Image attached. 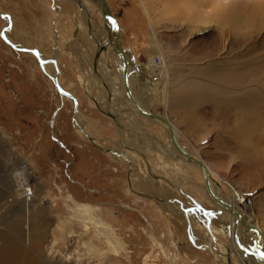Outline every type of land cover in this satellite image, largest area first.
<instances>
[{
  "label": "rangeland",
  "instance_id": "374dc122",
  "mask_svg": "<svg viewBox=\"0 0 264 264\" xmlns=\"http://www.w3.org/2000/svg\"><path fill=\"white\" fill-rule=\"evenodd\" d=\"M108 1L122 26V46L131 48L141 65H150L152 52L156 61L160 51L150 41L152 25L141 0ZM214 1L230 7L219 10ZM245 3L151 0L159 42L173 69L181 74L170 107L158 101L159 86L154 85L151 109L174 119L183 145L192 151L195 148L225 179L242 191L262 195L264 87L258 90V96L244 94L241 102L249 104V112L241 113L234 95L244 86L231 85L226 76L229 73L221 65L230 62L241 70L249 63L261 61L264 65V7L249 8ZM76 9L68 0H0V247L10 238L37 264H221L213 248L219 249V242L230 247L231 238L224 233L227 228L221 225V233L213 234L212 243H208V235L203 239L197 232L198 221L207 228L201 174L192 166L183 172L181 168L185 167L173 162L164 167V154L155 153V137L170 144L167 130L143 120L125 135L82 88V62L92 60L93 53L91 47L87 48L91 43L87 27L79 28ZM96 9L89 7L104 29L103 17ZM217 12L218 20L213 17ZM227 13L228 19L224 17ZM250 13L257 17V26L248 29L232 25L235 16L246 18ZM232 15L233 20L229 18ZM5 30L12 44L2 35ZM225 39L230 46L227 61L219 55ZM69 45L79 57L68 53ZM39 49L48 57L56 56L59 82L43 71L41 60L32 52ZM109 53L106 55L112 68H108V74L116 88L112 101L119 102L116 98L123 92L116 83L117 67ZM101 69L105 70L102 64ZM101 74L106 77L104 71ZM248 79L247 84L255 86L254 72ZM186 80L194 83L193 89L177 92ZM63 91L77 97L80 104L71 95L66 98ZM76 103L94 138L105 141L108 147L119 148L126 143L142 150L144 156L137 153L133 159L144 167L145 175L140 169L134 175L127 161L113 160L111 154L77 132ZM256 106L258 109L253 110ZM249 116L251 122L247 123ZM146 162L156 175L167 174L174 186L165 184L161 177L150 176ZM21 169L31 171L27 182L35 193L30 202L17 194L15 174ZM191 179L198 183L196 188ZM146 183L164 187L166 194L145 190ZM225 187L228 193L229 187ZM81 203L94 206L97 218L109 224L100 232L110 234L112 230L116 239H110L123 245L119 255L110 250L108 239L94 224L80 214L77 204ZM27 204L30 214L25 212ZM260 214L264 225V207ZM26 232L30 240H26Z\"/></svg>",
  "mask_w": 264,
  "mask_h": 264
},
{
  "label": "bare ground",
  "instance_id": "6f19581e",
  "mask_svg": "<svg viewBox=\"0 0 264 264\" xmlns=\"http://www.w3.org/2000/svg\"><path fill=\"white\" fill-rule=\"evenodd\" d=\"M68 1L76 5V8H77L76 14H77L78 21L80 22L79 28L86 26L88 29L87 32H89L88 36H90V39H91L90 40L91 43L89 42V47L87 48L90 49L91 47L93 57H92V60H89V61L83 60L82 62L83 75H81V80H80L86 94L90 97V99L92 100V102L95 104L96 107H98L105 115L109 116L110 119L115 124L119 125L121 132L125 133V135H127L128 129L135 130L136 127L138 128L140 125H142L143 120H148L152 124H159L165 130H167L168 135H169L170 144L166 145L161 142L162 139L160 140L155 137L158 143H155L153 145V148L156 151L155 152L156 155L164 154L163 157L165 158L162 159L163 161L161 160L163 162L162 165L164 167H168L170 163L173 162L174 164H178L179 166L180 165L184 166L185 170H183V167L181 168L180 166L183 172L184 171L187 172L186 168H188L189 166H192L201 174L202 176L201 178H203L205 182L202 190L204 191L206 195V197L204 198L206 206L204 207L203 212L205 214V217L207 218L205 219V221L207 220L206 221L207 228L204 227L205 225L204 226L201 225V223H199L200 221L196 220L198 221L197 226L199 227L197 232L200 233V236L203 239H206L205 237L208 235L209 237L207 238L208 239L207 241L208 243L209 242L212 243L214 235H215L214 233L216 232L221 233L220 231L222 230L221 229V225H222L227 228L226 231H224V233L225 234L227 233V235H229L231 238L230 247H229V244H228V247H225L224 246L225 244L223 242L222 243L224 245L219 242L218 244L219 249L216 247L213 248L214 256L216 257V259L221 257V260L219 261L221 264H264V225L262 223L263 221L261 222V219H260L261 217L260 211H261V208L264 207L263 205L264 204V193L262 195H258L256 194L257 192L252 193L249 191L246 192V191H242L238 189L233 181L225 179L221 173L215 171V168L212 165H210L208 161H206L200 154L196 153L194 151L195 148L192 151L186 145H183L182 141L180 140L181 138L179 135L178 126L176 122L174 121V119L168 116H164L162 114L156 113L151 109V104L153 101L151 94H152V90H155L154 85L159 86L158 101L163 103L165 106L170 107L171 96L174 93L173 92L174 87L176 86V84H178L179 76L181 75L180 71L174 70L172 65L169 63L168 61L169 56L166 54V52L164 51V48L159 42L157 23L151 14V9H152L151 4H150L151 0H141V3L152 25L153 38L150 41L152 42L154 47L157 48L158 51H160L159 58L161 62L160 64L155 63L154 59L152 58V53H153L152 52V53H149L151 54L149 55V61L151 62L150 65H145V66L141 65L135 60V55L132 49L127 47L129 49V52L127 53L128 74H129L128 75V86L130 89V94L132 95L136 104L129 98V96L126 93L125 84H124L123 76H122L123 67H124L123 55L116 48V33L118 30V23L120 24L119 20L115 21V20L109 19L108 22L105 24L106 27L104 29H101L99 23L95 21L96 20L95 17L89 11V7L92 6L94 9L97 8L96 9L97 13H99L103 17L102 0H68ZM213 4L218 6L217 9L219 10H223L224 7L225 9H227V6L230 7L229 5L224 4L223 2L220 3V2L214 1ZM109 6H110V3H109ZM244 6L245 7L250 6L249 8H259L262 6L264 7V0H246V3ZM110 9L112 11L111 6H110ZM234 9L236 11V8ZM112 13L114 14L113 11ZM254 14H256V12H254ZM254 14L250 13L249 14L250 16L247 15L249 17H246V18L235 16L233 18L235 19V21L232 19L233 15L229 16V18L233 20V24H232L233 26H236V27L237 25L245 26L246 28L248 27V29H250L249 28L250 26L255 27L257 26V23H258V19ZM216 15L213 17H215L218 20L220 17V12H217ZM227 16H228V13L225 14L224 17L227 18ZM231 19L229 20L231 21ZM8 20L10 21V19ZM229 20H227L226 22H229ZM237 22H240V23H237ZM120 27H121V30H120V37H121L122 26L120 25ZM241 28H244V27H241ZM6 34H7V30H5V34H2L7 39ZM191 34H194V32H191ZM247 35L249 36L250 34H247ZM7 41L10 44H12V41L10 39H7ZM224 41L225 43L223 47H221L223 51L219 54L221 58H223L222 56L225 57L230 51V46L228 43L229 40L225 39ZM67 51L72 56L79 57L78 53H76V51L73 49L72 46H70ZM32 52L37 57H39V59L41 60L43 71H45L52 78H54L55 80L59 82L60 72L56 64V56L48 57L40 49L34 50ZM109 52H111L113 56V60L116 64V67L120 70L117 73L116 68L114 69L115 78L117 77L116 83L118 82L120 84L119 88L123 92V96L116 98V100L117 101L119 100V102L112 101V92L114 89L116 90V88L113 85L109 77V74H108V68L110 67L112 68V62L110 58H108L106 55V53L110 54ZM105 58L107 59L106 61H105ZM118 59L121 60V63L118 61ZM225 59H226L225 61H227V57H225ZM100 64L104 66L105 70L101 69ZM221 65H224L223 66L224 69L226 67V71L227 73H229L226 76L228 77V81H230L231 85L244 86V88L240 92L235 93L234 96L238 97L237 106L239 108V111L241 113H248L249 104L247 105L245 103H242L241 101L244 99V96H245L244 94L249 95V94L255 93V95L258 96V93H259L258 90L262 91L264 87V65H261V61L260 63H257V64L249 63L248 64L249 66L247 67L246 65L245 66L246 68L244 67L242 68V70L240 69V67L230 62H225ZM153 66H156V67L154 68ZM103 71L106 73L105 78H103L101 74ZM253 72H254V79H255L253 81H256L255 86H253L252 84L250 85L247 84L250 81L248 78H250ZM58 82L56 83L57 86L59 85ZM102 84L104 85L105 92L101 89ZM194 86H195L194 83H189L186 80V84L183 85L182 88H180L177 92H180L182 90L185 92L191 91V89H193ZM60 88L63 89L61 86ZM63 93L65 94L66 98L67 97L69 98L71 95L65 91H63ZM71 98L72 100H76V98L73 97L72 95H71ZM256 108L258 109V107L256 106L255 108H253V110H255ZM139 109H142L145 112L153 113L156 115H161L165 118L166 122H163L156 118H151L143 114ZM246 120H247L246 121L247 123H250L251 116H249V118H246ZM74 123H75V128L77 132H79V134H81L86 139L92 140V142L97 144L101 149L105 150L108 154H111L114 160L116 159L117 161L118 160L127 161L126 162L127 165L132 167L133 172H135L134 175H136L137 169H140L141 172L145 171L144 167L142 165L135 164L134 159H133L137 153L139 156L140 155L144 156V153L141 152L142 150H140L139 148H136V149L130 148V146L126 143H121L119 148H112V147H108L105 141L94 138L91 129H89L88 125L83 120L82 116L80 115L78 105H75ZM168 125H170L173 130L174 139L176 143L187 154L201 161L203 163V167L189 160L182 152H180L176 148V146L173 144L172 140L170 139ZM119 153H123V156L119 157L118 155ZM144 160L146 161L147 158L144 157ZM146 163H147L146 168L148 167L147 170L149 171V173H151L150 176L152 177L155 176L158 178L161 177L163 179L162 181H164L165 184L167 183L169 185L174 186L173 181L170 179V177H168L167 174L164 176L156 175V172L152 169L151 165H149V162H146ZM137 166L139 168H136ZM20 168H23V166H21ZM206 170L210 173L209 184H210L211 192L214 196H212V194L208 191L207 186H206V180H205ZM29 172L31 171L21 169L19 172L15 174L17 178V182H18L17 183V186H18L17 194L24 196L25 202H30L32 198L34 197V193H35V190L33 189L31 185H29V183H27L26 186L24 185V187H22L23 182H27L29 179L28 177ZM145 174L146 173L144 172V175ZM189 182L193 184V187L197 186L198 184L192 179ZM149 184L148 183L145 184L146 186L145 190H150L152 192H157V193L161 192L162 194H166L165 193L166 189L164 187H161L160 185L158 186V184H155L153 187V185L150 186ZM225 186L229 187L228 193L226 192ZM132 190H134L133 186H132ZM28 192H30L31 194ZM216 198L222 201L223 204L220 203ZM27 206L28 208H25V212L27 214H30L32 210L31 208H29V204H27L26 207ZM228 207H230L231 209H229ZM77 208L80 214L84 217V219L91 222V225L94 224V227L97 229V231L100 232L101 230L100 228L102 227H106V228L109 227V224L108 223L106 224V222L102 221L99 216H98L99 218H97V212H96L97 209L94 206L88 203L87 204L81 203V204H77ZM207 214H209V216ZM239 214H240L239 216L240 218L238 217ZM26 225L29 227L31 224L28 222L26 223ZM252 226L255 228L254 230L250 229V227ZM87 228L89 227L87 226ZM204 228H205V231H204ZM110 229L111 228H109V230ZM29 231H30V228L28 229V232ZM111 232L112 230H110V234L108 233V231L107 232L101 231L100 233L102 234V236L108 239L107 243L110 246V250L116 255H119L120 250L123 248V245L117 242L113 243V241L110 238L115 234H112ZM27 237H29V239H27ZM114 238L116 239V236ZM5 239H7V237H5ZM26 240H30V235L27 232H26ZM6 241L7 242L0 247V264H37L35 261H33V259L29 257V255L27 256L26 254H23L20 251V248L18 247L17 243L15 244L14 242H12L10 238H8ZM210 246L213 247L212 244H210Z\"/></svg>",
  "mask_w": 264,
  "mask_h": 264
},
{
  "label": "water",
  "instance_id": "95a60500",
  "mask_svg": "<svg viewBox=\"0 0 264 264\" xmlns=\"http://www.w3.org/2000/svg\"><path fill=\"white\" fill-rule=\"evenodd\" d=\"M103 2V6H102V12H103V20H104V23L106 24L108 22L109 19H112V20H115V21H118L117 17L112 13L111 9H110V6H109V3H108V0H102ZM120 30H121V27H120V24L118 23V30H117V33H116V48L117 50L123 55V64H124V67H123V73H122V76H123V81H124V84H125V89H126V93L127 95L129 96V98L135 103L132 95L130 94V89H129V86H128V60H127V53L129 52V49L128 48H123L120 44ZM136 104V103H135ZM76 105H78L76 103ZM143 114L151 117V118H156L158 120H161L163 122H166L165 121V118L161 115H156V114H153V113H149V112H145L143 111L142 109H139ZM169 126V134H170V139L172 140L173 144L176 146V148L182 152L189 160L197 163L198 165L202 166L203 167V163L197 159H195L193 156L187 154L175 141L174 139V133H173V130L171 128L170 125ZM209 179H210V173L206 170V174H205V180H206V186H207V189L208 191L212 194L211 192V189H210V184H209ZM212 196H214L212 194ZM217 199V198H216ZM218 200V199H217ZM220 203L223 204L222 201L218 200ZM229 209H231L230 207H228ZM240 216V214L238 215V217ZM240 218V217H239ZM250 229H255L253 226L250 227ZM259 239V238H257Z\"/></svg>",
  "mask_w": 264,
  "mask_h": 264
},
{
  "label": "crops",
  "instance_id": "0c3cea01",
  "mask_svg": "<svg viewBox=\"0 0 264 264\" xmlns=\"http://www.w3.org/2000/svg\"><path fill=\"white\" fill-rule=\"evenodd\" d=\"M118 61H119V59H118ZM101 65V64H100ZM117 71H119V69L117 68L116 69ZM118 73V72H117ZM82 84V83H81ZM83 88V87H82ZM101 89L105 92V88L104 87H102L101 86ZM76 99H77V101H78V103L80 104V101H79V99L76 97ZM79 104H78V106H79ZM95 105V104H94ZM78 109H79V107H78ZM84 139H86L85 137H84ZM88 140V139H87ZM92 142V141H91ZM95 144V143H94ZM98 148H100L97 144H95ZM101 149V148H100ZM103 150V149H102ZM112 158V157H111ZM113 159V158H112ZM114 160V159H113ZM116 161V160H115ZM88 164H86V166H87ZM73 181H75V180H73Z\"/></svg>",
  "mask_w": 264,
  "mask_h": 264
},
{
  "label": "built area",
  "instance_id": "2783aa9c",
  "mask_svg": "<svg viewBox=\"0 0 264 264\" xmlns=\"http://www.w3.org/2000/svg\"><path fill=\"white\" fill-rule=\"evenodd\" d=\"M154 61H155V60H154ZM160 62H161V60H160L159 56H157L155 63H156V64H160ZM27 183H28V182H23V186H22V187H24V185L26 186ZM28 193H30V192H28ZM30 194H31V193H30Z\"/></svg>",
  "mask_w": 264,
  "mask_h": 264
}]
</instances>
